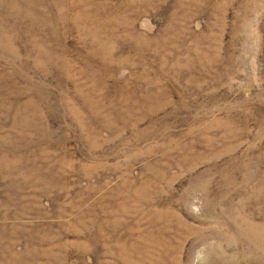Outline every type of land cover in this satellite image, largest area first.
Returning a JSON list of instances; mask_svg holds the SVG:
<instances>
[{
    "label": "rangeland",
    "instance_id": "1",
    "mask_svg": "<svg viewBox=\"0 0 264 264\" xmlns=\"http://www.w3.org/2000/svg\"><path fill=\"white\" fill-rule=\"evenodd\" d=\"M0 264H264V0H0Z\"/></svg>",
    "mask_w": 264,
    "mask_h": 264
}]
</instances>
